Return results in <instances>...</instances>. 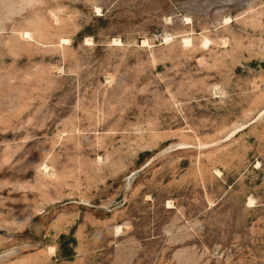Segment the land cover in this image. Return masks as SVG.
I'll use <instances>...</instances> for the list:
<instances>
[{"label": "rangeland", "instance_id": "374dc122", "mask_svg": "<svg viewBox=\"0 0 264 264\" xmlns=\"http://www.w3.org/2000/svg\"><path fill=\"white\" fill-rule=\"evenodd\" d=\"M0 264H264V0H0Z\"/></svg>", "mask_w": 264, "mask_h": 264}, {"label": "bare ground", "instance_id": "6f19581e", "mask_svg": "<svg viewBox=\"0 0 264 264\" xmlns=\"http://www.w3.org/2000/svg\"><path fill=\"white\" fill-rule=\"evenodd\" d=\"M187 39H189V38H187ZM187 39H185L186 40V42L188 41V43L190 42V40H187ZM116 40V39H115ZM168 40V39H167ZM184 40V41H185ZM146 42V40H143V44ZM167 42V41H166ZM116 43V42H115ZM115 43H113V44H115Z\"/></svg>", "mask_w": 264, "mask_h": 264}]
</instances>
